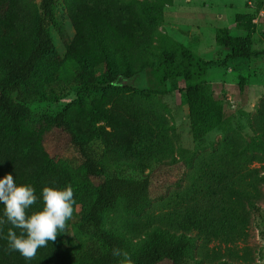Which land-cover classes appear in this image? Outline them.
Returning a JSON list of instances; mask_svg holds the SVG:
<instances>
[{"label":"rangeland","instance_id":"rangeland-1","mask_svg":"<svg viewBox=\"0 0 264 264\" xmlns=\"http://www.w3.org/2000/svg\"><path fill=\"white\" fill-rule=\"evenodd\" d=\"M38 9L39 0H0V71L5 57L24 56L31 48ZM48 32L54 47L26 85L36 96L28 100L16 137L0 112V177L11 173L37 197L44 186L73 189V215L45 259L60 254L64 260L69 250L102 251L97 240L79 231L86 209L80 161L53 121L63 112L103 167L101 177L83 182L87 198L110 177H147L151 183L145 212H126L119 202L101 215L102 230L122 237L130 252L148 241L143 230L150 216L189 201L186 179L199 158L216 152L221 169L208 182L222 193L229 182L223 143L246 145L256 156L249 168L259 173L261 197L240 212L243 229L232 241L204 244L193 233L186 264H264V151L252 143L264 144L255 133L264 125V0H55ZM226 36L247 38L258 55L231 58V49L217 41ZM139 44L144 61L134 68L129 56ZM107 68L134 74L97 93L80 91L86 72L98 76ZM193 86L214 109L196 130L185 97Z\"/></svg>","mask_w":264,"mask_h":264},{"label":"trees","instance_id":"trees-1","mask_svg":"<svg viewBox=\"0 0 264 264\" xmlns=\"http://www.w3.org/2000/svg\"><path fill=\"white\" fill-rule=\"evenodd\" d=\"M54 1L39 0V13L35 24L31 26L33 44L29 51L24 56L5 57L3 60V69L0 71V112L11 121L9 129L14 137L19 132V122L28 114V100L36 96L27 92L26 85L34 76L37 64L54 47L48 32L49 23L54 15ZM217 41L231 49L230 57L233 59H249L258 55L250 50L247 38L226 36L223 39L217 38ZM149 42L150 40H147V43ZM140 46L139 44L133 48L129 56V64H132L134 68L144 61ZM260 54L264 55V52ZM133 74L134 72L128 69L119 73L110 68L99 73L98 76L86 72L80 91L88 94L97 93L101 87H113L112 85L119 80V77L125 80L131 78ZM185 97L191 126L193 130H196L209 120L214 109L207 103L199 86L188 87L185 90ZM263 115L264 113L261 118H264ZM53 121L56 128L68 137L80 161V196L84 199L86 209L79 231L97 240L101 244L102 251L88 254L81 251L77 255L74 250H69L64 260L60 254L45 259L50 249L48 246L51 241H49L46 246L36 251V254L43 258L37 260L35 255L36 257L26 259L18 251L9 249L8 231L12 229L19 234L20 230L13 228L5 219V222L0 224V264H186L192 246L193 233V237L201 239L204 244L212 240L224 243L232 241L243 229L241 224L245 221L244 214L240 212L246 204L255 202L261 197L256 184L259 173L249 168L256 156H250L245 151L244 144L234 140L224 142L223 149L226 154L222 168L224 179L230 184L227 182V187L222 193L215 188H209L208 181L218 177L221 169L218 167L220 162L218 157L216 158V152L215 154L207 153L199 158L200 162L195 163L186 179L188 183L186 197H189V201L182 208L150 216L143 230V235L148 241L138 250L130 252L122 237L102 230L101 215L105 211L114 209L119 202L122 203V208L126 212L134 214L145 212L151 207L149 179L147 177L140 180L110 177L98 185L92 197L87 198L82 184L102 176L103 167L100 157L85 140L78 137L63 112L58 113ZM255 133L258 138H264V125L256 128ZM252 143L253 147L260 146L261 151H264L262 142ZM41 207L42 201L37 197L36 203L30 206V209L36 211ZM2 209L3 206L0 205V216H2ZM222 224L223 228H221ZM225 227L229 231H226ZM114 249H119L126 255L115 256ZM219 264L230 263L223 260Z\"/></svg>","mask_w":264,"mask_h":264},{"label":"clouds","instance_id":"clouds-1","mask_svg":"<svg viewBox=\"0 0 264 264\" xmlns=\"http://www.w3.org/2000/svg\"><path fill=\"white\" fill-rule=\"evenodd\" d=\"M42 207L29 214L30 206L36 203L37 195L31 185L17 184L11 173L0 177V205L3 206L0 224L6 221L20 233L10 229L7 233L8 247L18 251L26 259L35 256L40 247L55 241L65 230L66 222L73 215V189L44 186L40 192ZM113 255H126L119 249Z\"/></svg>","mask_w":264,"mask_h":264}]
</instances>
